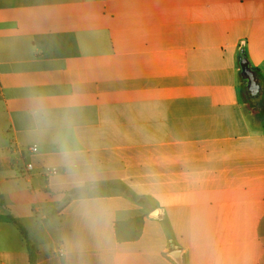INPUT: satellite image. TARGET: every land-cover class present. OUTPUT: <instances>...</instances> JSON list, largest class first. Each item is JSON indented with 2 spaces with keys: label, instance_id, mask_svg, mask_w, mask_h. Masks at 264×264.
Instances as JSON below:
<instances>
[{
  "label": "crops",
  "instance_id": "crops-1",
  "mask_svg": "<svg viewBox=\"0 0 264 264\" xmlns=\"http://www.w3.org/2000/svg\"><path fill=\"white\" fill-rule=\"evenodd\" d=\"M242 47L264 82V0H0V264H264Z\"/></svg>",
  "mask_w": 264,
  "mask_h": 264
},
{
  "label": "trees",
  "instance_id": "trees-1",
  "mask_svg": "<svg viewBox=\"0 0 264 264\" xmlns=\"http://www.w3.org/2000/svg\"><path fill=\"white\" fill-rule=\"evenodd\" d=\"M246 103V102H245ZM257 121L263 120V113L256 114ZM113 190H119L125 193L127 196H132L130 190L123 184H100L96 189L87 190L88 197H108L112 194ZM144 227V217L139 216L128 220L118 221L115 224V234L119 242H132L137 241L142 233ZM23 230V229H22ZM26 237V232L23 230ZM29 261L31 264H35L36 254L35 247L28 242ZM185 264V263H182Z\"/></svg>",
  "mask_w": 264,
  "mask_h": 264
},
{
  "label": "water",
  "instance_id": "water-1",
  "mask_svg": "<svg viewBox=\"0 0 264 264\" xmlns=\"http://www.w3.org/2000/svg\"><path fill=\"white\" fill-rule=\"evenodd\" d=\"M239 66L241 71V78L245 82L243 86V93L248 101L253 112H258L264 106V82L259 76L258 72L252 68L247 58L245 48L240 49ZM97 186L91 187V190L96 189ZM73 194L72 196H74ZM180 250L172 251L169 256L176 262L181 263Z\"/></svg>",
  "mask_w": 264,
  "mask_h": 264
},
{
  "label": "built area",
  "instance_id": "built-area-1",
  "mask_svg": "<svg viewBox=\"0 0 264 264\" xmlns=\"http://www.w3.org/2000/svg\"><path fill=\"white\" fill-rule=\"evenodd\" d=\"M37 145H32L28 148V151H30L31 153H35L37 151ZM34 169V166L32 163H29L26 165L24 171H23V177L25 178H29L30 177V174L32 172V170ZM53 172H55V169L52 170ZM58 254L60 256H63L65 254V249L63 246H61L59 249H58Z\"/></svg>",
  "mask_w": 264,
  "mask_h": 264
},
{
  "label": "rangeland",
  "instance_id": "rangeland-1",
  "mask_svg": "<svg viewBox=\"0 0 264 264\" xmlns=\"http://www.w3.org/2000/svg\"><path fill=\"white\" fill-rule=\"evenodd\" d=\"M247 109H248V106H247Z\"/></svg>",
  "mask_w": 264,
  "mask_h": 264
}]
</instances>
